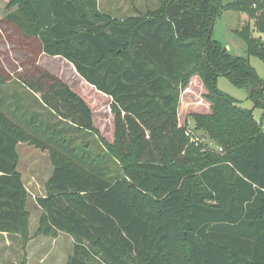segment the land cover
Listing matches in <instances>:
<instances>
[{"label": "trees", "instance_id": "obj_1", "mask_svg": "<svg viewBox=\"0 0 264 264\" xmlns=\"http://www.w3.org/2000/svg\"><path fill=\"white\" fill-rule=\"evenodd\" d=\"M222 1L163 0L151 14L120 20L97 0H9L6 21L38 52L27 53L19 73H0V234L20 237L23 248L30 239L18 171V145L28 142L48 149L54 164L46 196L37 199V234L73 238L66 264H264L263 124L218 88L225 77L264 108L262 81L212 37L222 11L245 13L237 34L249 55L264 59L251 34L252 21L264 34V0ZM41 55L71 63L110 99L115 142L107 148L116 170L103 169L85 144L44 139L61 121L93 132L94 113L39 64ZM194 76L211 107L191 115V129L222 152L190 142L179 124L181 88ZM14 81L20 90L6 95ZM53 116L58 122L47 121Z\"/></svg>", "mask_w": 264, "mask_h": 264}, {"label": "rangeland", "instance_id": "obj_2", "mask_svg": "<svg viewBox=\"0 0 264 264\" xmlns=\"http://www.w3.org/2000/svg\"><path fill=\"white\" fill-rule=\"evenodd\" d=\"M162 1L97 0V4L98 9L104 14L124 20L138 15L151 14L161 7ZM8 2L9 0H0V73L6 76H13L23 69L27 53L36 55L38 47L35 42H29L22 38L19 31L6 21V14L9 11ZM222 3H228V0L222 1ZM248 19L245 13L222 11V15L217 17L214 23L212 37L222 49L232 56L249 62L262 81L260 87L262 86L263 88L264 98V59L249 55L247 41L244 37L237 34ZM253 23L252 21L251 34L254 38L259 39L264 47V34L259 33L253 27ZM38 59L39 64L44 69L60 78L74 92L80 95L94 113V131L91 133L80 132L79 130L74 132L70 129L69 123L62 121L61 123H56L58 119L54 116L53 118L51 117L47 121L56 123L57 127L44 134L45 140L53 142H49L48 145L56 147V141L68 144L71 147L85 144L90 148L91 156L94 159H100L98 163L104 167L103 169L107 170L108 167L116 170L117 162L109 157L107 148V145H113L115 142L114 116L110 109V99L88 85L78 75L74 66L63 58L41 55ZM7 88L9 92L7 91L5 94L10 95L12 94L10 91L20 90V85L18 83L15 84L14 81ZM218 88L225 94L237 99L241 108L252 110L255 119L263 124L264 131V108L256 107L253 101L250 100L247 87H235L227 78L220 77L218 79ZM206 92V88L198 76H194L185 87L181 88L179 104V123L181 126L186 128L194 126L191 121L192 114L210 113L211 106L203 97ZM31 96L29 93H24L22 99L26 100ZM34 98L36 97L34 96L30 100L32 108L39 110V103ZM58 129H60V133H58ZM62 130L63 132L61 133ZM41 134L42 132H37L36 136L40 138ZM208 141L212 142L213 149L216 151L215 148L218 146L210 139ZM18 154V171L22 175V182L28 198L30 239L25 248H23V242L20 237L0 234V264H19L23 255L26 256L27 262L30 259L34 261L42 253L47 254L49 264H66L73 247L71 237L62 235L56 240L52 238L41 239V235L37 234L43 216V210L37 204V198L46 195V179L54 169L50 151L24 142L18 145ZM31 239L32 243L27 249ZM39 240L42 242L39 243Z\"/></svg>", "mask_w": 264, "mask_h": 264}, {"label": "built area", "instance_id": "obj_3", "mask_svg": "<svg viewBox=\"0 0 264 264\" xmlns=\"http://www.w3.org/2000/svg\"><path fill=\"white\" fill-rule=\"evenodd\" d=\"M185 134H186V137L189 138V141L195 143L197 146L203 144V145H206L208 149L214 150L212 142H209L208 139L203 138L202 136L196 134L194 130L191 129V127L186 128ZM215 149L217 152H222V148L220 147H217Z\"/></svg>", "mask_w": 264, "mask_h": 264}, {"label": "crops", "instance_id": "obj_4", "mask_svg": "<svg viewBox=\"0 0 264 264\" xmlns=\"http://www.w3.org/2000/svg\"><path fill=\"white\" fill-rule=\"evenodd\" d=\"M10 86V85H9ZM178 117H180V115L178 114ZM180 121V120H179ZM180 124V123H179ZM53 172V171H52ZM52 173L47 177L46 179V182L49 180V178L51 177ZM46 196V195H45ZM45 196H42V197H39V198H44ZM38 199V198H37ZM38 204V203H37ZM39 205V204H38ZM40 207V206H39ZM40 209H42L40 207ZM62 235H66V236H70L66 233H60L56 238H52V239H58L59 237H61ZM39 237V236H38ZM42 237V238H41ZM71 237V236H70ZM41 239H49L51 237H45V236H40ZM72 241L74 242L73 238L71 237ZM32 239L30 240L29 244L27 245V249L30 247V243ZM42 241L39 240V243H41ZM38 246V245H37ZM72 250H73V247H72ZM44 251V250H42ZM72 253V252H71ZM41 254V253H40ZM71 255V254H70ZM69 258V257H68ZM68 260V259H67ZM33 262V263H32ZM67 263V262H66ZM27 264H49L48 261H47V254L45 255L44 253H42L41 255L38 256V259L37 260H34L32 261V259L28 260Z\"/></svg>", "mask_w": 264, "mask_h": 264}, {"label": "water", "instance_id": "obj_5", "mask_svg": "<svg viewBox=\"0 0 264 264\" xmlns=\"http://www.w3.org/2000/svg\"><path fill=\"white\" fill-rule=\"evenodd\" d=\"M262 87V86H261Z\"/></svg>", "mask_w": 264, "mask_h": 264}]
</instances>
